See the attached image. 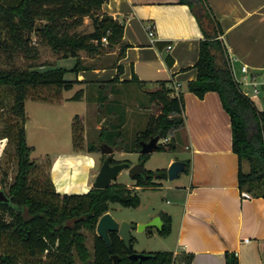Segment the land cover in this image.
Returning <instances> with one entry per match:
<instances>
[{
    "label": "trees",
    "instance_id": "trees-1",
    "mask_svg": "<svg viewBox=\"0 0 264 264\" xmlns=\"http://www.w3.org/2000/svg\"><path fill=\"white\" fill-rule=\"evenodd\" d=\"M105 1L0 0V93H4L2 99L16 116L14 123L7 124L0 131V138L7 139L14 146L16 163L11 182L7 181V171L0 178V183L7 187L8 198L6 202L0 201V264H77L76 259L82 264H114L111 259L113 253L120 256L117 264H191V254L175 255L169 250L146 252L144 254L148 256L142 262L131 259L129 254L134 251L131 247L126 250L119 234L114 231L108 233L112 243L111 249H108L104 240L94 232L96 224L111 209V203L125 208L137 206L139 197L133 193L135 189L126 183L113 182L106 189L91 187L83 193H61L56 190L50 176L37 171L36 162L30 159L33 148L26 142L25 100L60 103L63 100L62 91L71 89L75 82L81 83L77 79L66 78L67 73L71 71L77 75L90 68L82 64L80 52L86 51L95 56L100 53L99 48L114 49L118 46L120 51L114 62L117 74L110 82H119L124 68L116 64L124 56L128 45L121 42L123 24L107 13H101ZM179 3L190 8L204 36L199 41V55L194 65L197 76L188 83V90L200 98L207 92L218 93L231 120L232 150L240 161L246 160L249 164L248 172L239 169V188L264 198V111L244 95L234 79L227 47L220 38L222 28L206 1L179 0ZM86 16L91 19L93 29L80 33L77 28ZM32 33L40 39V44L49 46L62 58H76L74 66L67 69L51 65L17 66L15 58L18 55L28 60L39 57ZM170 62V58L166 57V63L170 65ZM127 82L140 84L134 73ZM159 85L158 90L147 92V97L149 103L158 107L160 114L137 134V152L142 140L155 136L165 138L184 124L182 95L172 96L173 91L167 87L166 81H160ZM39 90H50V93L47 96L37 94ZM82 95L83 90L79 89L70 100H80ZM4 101L0 102L2 108L5 107ZM83 131L82 117L75 115L72 122L75 151L83 150ZM109 131L102 129L104 138L110 136L112 139ZM174 142L171 139L168 143H161L158 151L173 150ZM107 144L115 150L116 144ZM88 150L100 148L90 143ZM146 157L147 154H143L140 162H145ZM104 159L105 155L101 158L102 163ZM111 160L112 164L128 161H117L113 157ZM188 165L186 161L184 171H187ZM132 178L135 187L158 186L153 180L167 179V169H145V175ZM160 214L164 223L157 232L161 237L168 236L171 218L167 213ZM83 231L95 234L91 253ZM226 264H238L236 256L226 253Z\"/></svg>",
    "mask_w": 264,
    "mask_h": 264
},
{
    "label": "crops",
    "instance_id": "crops-1",
    "mask_svg": "<svg viewBox=\"0 0 264 264\" xmlns=\"http://www.w3.org/2000/svg\"><path fill=\"white\" fill-rule=\"evenodd\" d=\"M205 1L222 28L220 38L236 67L242 88H258L264 83V0ZM102 12L123 24L121 42L128 47L116 65H121L124 71L119 82H110L117 74L114 61L90 66L95 73L92 78H87L86 70L69 78L81 81L72 87L83 90L81 99L75 101L84 102L85 113L89 108L97 110L107 95L105 88L119 91L117 88L126 84L155 91L160 81H166L167 87L174 91L180 85L184 124L172 131L168 139L182 143L187 151L182 160L189 162L188 169L183 171L185 177L180 183L148 187H157L166 197V208L158 214L153 211L149 219L160 217L164 223L160 213L170 216L168 236L174 235V245L169 251L175 255L191 254V264H226V253L234 254L238 264H264V198L239 188V169L248 172L249 164L240 161L232 150L230 117L216 91L200 98L188 90V83L197 76L194 65L199 41L204 38L195 15L179 0H106ZM149 27L155 30L153 37L149 36ZM113 50L116 60L120 50L118 46ZM166 57L170 58V65ZM242 65L248 66V73L241 71ZM106 66L114 68L110 78L105 77L109 72ZM133 73L139 85L127 82ZM72 95L62 96L60 103L70 101ZM262 97L256 96L253 101L264 111ZM99 122L96 119L94 124L100 130ZM57 160L58 157L52 159L53 175ZM89 161L83 172L74 171L63 188L51 174L57 191L70 194L78 187L83 190L77 193L87 192L92 187L91 170L96 166L92 157ZM173 161L170 159L168 164ZM80 173L84 181L78 186L75 178ZM126 184L135 190L142 188L135 187L133 179Z\"/></svg>",
    "mask_w": 264,
    "mask_h": 264
},
{
    "label": "rangeland",
    "instance_id": "rangeland-1",
    "mask_svg": "<svg viewBox=\"0 0 264 264\" xmlns=\"http://www.w3.org/2000/svg\"><path fill=\"white\" fill-rule=\"evenodd\" d=\"M93 29L91 19L84 17L83 24L77 28L80 33H88ZM33 43L37 44L38 52H40L37 59H26L22 55H18L15 58V64L21 68H25L27 65L36 66H49L60 68H71L76 63V58L67 57L62 58L61 54H58L51 50L49 46L40 44V39L32 33L31 35ZM115 49V48H114ZM100 53L92 56L86 51L80 52V58L82 64L87 66L97 65H109L115 61L116 56L113 54V49H98ZM4 66V65H3ZM109 72L105 77L110 78L113 71L111 66H106ZM107 70V71H108ZM95 73L91 68L86 69L87 78L94 77ZM74 73L68 72L66 78H73ZM112 77V76H111ZM114 86V84H113ZM118 86V85H117ZM88 89V87H87ZM117 89L119 91H110L109 88H105V99L99 102L97 110L89 108L90 110L85 113L84 102L70 100L66 103L58 102H45L34 99L25 100V113H26V142L33 148L30 153V159L36 162L37 171L41 170L45 174L50 176L53 166L52 159L58 157L57 167L52 176L57 180V183L64 186L68 180L74 175V171H82L85 166H88L89 157L96 160V166L90 168L91 174L89 181L94 182V177L97 174L101 163L102 146L107 144H116L115 151L112 153V157L117 161L128 160L132 164H136L141 160L139 152H137L136 136L139 132L144 130L149 121L156 118L160 114L158 107L149 103L147 92L151 89H145L144 87H138L135 85H120ZM79 90V87H72L68 91H62V96H68V94H74ZM259 93L257 96L260 98L264 95V83L258 85ZM34 91L33 93H35ZM42 95H49L50 90H42ZM4 95V93H3ZM3 95L0 93V102L4 101ZM5 96V95H4ZM4 108L0 107V131L6 127L7 124L14 123L16 116L11 113L7 102H3ZM113 107V109L111 108ZM86 114L85 116H83ZM78 115L82 117L84 124L83 131V150L75 151L72 143V122L73 117ZM98 120L101 123V129L95 128L94 121ZM108 128L112 133V139L110 136L107 138L101 134L103 128ZM118 130H116V128ZM107 134V132H106ZM105 134V137H106ZM166 139V140H163ZM171 139L168 136L160 139L161 143H168ZM163 141V142H162ZM95 144L100 150L90 151L88 150V144ZM173 144V143H172ZM174 148L170 151H155L147 154L144 162V168L151 171L162 170V168H168L169 160H182L187 157V151L183 149L181 142H174ZM122 148V149H121ZM90 152V153H89ZM15 149L12 144H9L7 139L0 138V178L3 177L4 172H8L7 181L11 182V177L14 175L16 163L14 160ZM77 154L79 156H77ZM62 156L61 159H59ZM184 172H180V179L169 181L162 179L159 181L154 179L155 183L167 185L170 183H180L183 179ZM77 185H82L84 179L80 173L76 176ZM132 177L128 174V171H122L116 180L113 182L118 183H131ZM52 180V179H51ZM55 185V184H54ZM56 188V187H55ZM0 190L7 195V187L0 183ZM57 190V189H56ZM77 192L82 191L75 187ZM75 191V192H76ZM76 192V193H77ZM139 197V204L132 207H122L117 203H111V209L109 212L118 222H130L136 225L145 224L144 221L152 216V212L157 214L166 208V197L162 194L157 187H144L133 192ZM153 212V213H154ZM95 232V231H94ZM86 235V246L88 250L92 251L94 233L83 231ZM96 233V232H95ZM132 235L131 248L136 253H146L150 251H164L173 248L174 235L161 237L156 231L155 227L148 226L144 231H138L136 228L130 230ZM5 246V241L2 242ZM77 264H82L77 260Z\"/></svg>",
    "mask_w": 264,
    "mask_h": 264
},
{
    "label": "water",
    "instance_id": "water-1",
    "mask_svg": "<svg viewBox=\"0 0 264 264\" xmlns=\"http://www.w3.org/2000/svg\"><path fill=\"white\" fill-rule=\"evenodd\" d=\"M263 105H264V95L262 97ZM160 147V138L158 136L150 138L148 141L142 140L141 142V148H140V155L143 154H149L155 151H158ZM101 152L105 155V159L103 163L101 164L97 174L94 177V182L92 183V187L96 189H106L108 186H110L114 180L117 179L118 175L122 172L127 170L128 174L131 177L136 176H143L145 175V168H144V162H138L136 164H131L128 161L121 162V163H115L112 164V153L114 152V149L112 146L106 144L103 145L101 148ZM186 168V162L183 160H175L170 163V165L167 168V178L170 181H173L177 179L180 174V172H183ZM260 176V174H259ZM0 201L6 202L8 201V198L4 194L2 190H0ZM163 225V222L161 221L160 217H156L152 219L149 222H146L145 224L136 225L134 223L130 222H118L113 215L108 211L107 213L103 214L101 216L96 224L95 232L96 234L102 238L108 247V249H111L112 243L110 239V234H108L110 231H114L119 234L120 238L123 241L125 249L129 250L131 247V240L132 235L130 233V230L133 228H136L138 231H144L145 228L148 226H153L156 229L160 230ZM148 255L144 253H136L132 252L129 257L131 259H136L142 262L144 259H146ZM111 259L113 260L114 264H117L120 260V256L117 253H113L111 255Z\"/></svg>",
    "mask_w": 264,
    "mask_h": 264
},
{
    "label": "built area",
    "instance_id": "built-area-1",
    "mask_svg": "<svg viewBox=\"0 0 264 264\" xmlns=\"http://www.w3.org/2000/svg\"><path fill=\"white\" fill-rule=\"evenodd\" d=\"M148 30H149V36H150V37H153V36L155 35V30L153 29V27H149ZM168 47H169V46H168ZM229 65H231V70H232V73H233L234 79L237 81V83L240 84L241 89H242L244 95H245L247 98H249L250 101H251V100L253 101V98L256 97L257 94L259 93L258 88H257L256 86H254L251 90H244V89L242 88V85H243V84L241 83V80L237 77V74H236V67H235V65L233 64V61H232L231 59H229ZM248 70H249V68H248L247 65H242V67H241V71H242L243 73H248ZM179 89H180V85L178 84V85L175 87V89H174V91H173V93H172V96H175V97L177 96V97H178V95H179ZM163 140H166V139H163ZM162 142H163V141H162ZM245 241H248V240H245Z\"/></svg>",
    "mask_w": 264,
    "mask_h": 264
},
{
    "label": "flooded vegetation",
    "instance_id": "flooded-vegetation-1",
    "mask_svg": "<svg viewBox=\"0 0 264 264\" xmlns=\"http://www.w3.org/2000/svg\"><path fill=\"white\" fill-rule=\"evenodd\" d=\"M139 151H140V150H139ZM129 250H130V249H129ZM130 254H131V253H130ZM130 254H129V255H130Z\"/></svg>",
    "mask_w": 264,
    "mask_h": 264
}]
</instances>
